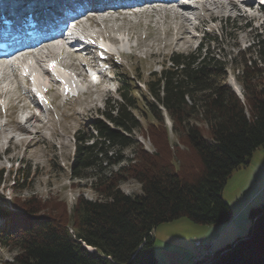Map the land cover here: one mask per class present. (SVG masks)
<instances>
[{
	"label": "trees",
	"instance_id": "obj_1",
	"mask_svg": "<svg viewBox=\"0 0 264 264\" xmlns=\"http://www.w3.org/2000/svg\"><path fill=\"white\" fill-rule=\"evenodd\" d=\"M213 43L217 37L193 52L173 53L160 72L149 74V96H137L135 76L120 80V99L91 121L87 134L76 131L72 173L89 179L98 198L78 197L71 208L35 196L11 198L9 208L0 199V244L15 251L8 264H156L158 225L182 217L202 225L232 220L224 185L264 146V36L248 49L249 58L242 51L235 57L241 60L236 80L243 97L226 82L228 63L211 51ZM136 111L162 125L166 112L172 131L195 153L197 168H176L160 147L150 152L132 138L142 130ZM131 147L137 148L134 158L124 154ZM2 178L0 171V183ZM126 178L140 184L141 194L120 188ZM250 217L248 235L215 251L205 264H264V203L252 207Z\"/></svg>",
	"mask_w": 264,
	"mask_h": 264
},
{
	"label": "rangeland",
	"instance_id": "obj_2",
	"mask_svg": "<svg viewBox=\"0 0 264 264\" xmlns=\"http://www.w3.org/2000/svg\"><path fill=\"white\" fill-rule=\"evenodd\" d=\"M195 3L193 0L192 5ZM236 3L240 9L231 10V5L225 3L227 8L224 12L212 19L201 8L193 12L184 11L191 21L187 26L179 18L177 20L173 13L165 14L161 9L148 11L151 15L132 14L131 11L139 6L126 10V18L119 16L117 20L98 23L94 27L105 39L103 44L117 53L111 64L103 66L104 72L97 75V79H102L100 85L91 87L89 79L81 78L78 85L83 89L82 92H87L80 94V91L79 96L67 100L59 96L62 92L58 84V87L36 97L30 92L27 80L20 81L14 72L10 83L7 86L3 84L4 87L0 89V92L3 89L7 91V94L0 96V124L4 125L5 131L0 134L9 133L20 137V127L23 125L31 132L24 133V141H5L0 138V171L3 172L0 199L4 197L9 208L12 207L11 198L28 199L31 196L50 201V205L55 207L68 203L71 208L78 197L98 198L89 179L74 178L72 173L76 131L84 129L87 134L92 130L91 121L101 117V112L106 111L115 99H120V80L135 76L139 87L137 96H149L145 86L149 74L160 72L173 53L193 52L201 42L207 44L210 38L217 37L218 43H213L210 49L217 54V58H223L228 63L226 82L233 89V82H236L237 90L241 92L239 96L243 97L242 86L236 80L237 75L241 74V60L235 57L242 51L248 52L246 58H249L251 54L248 49L259 35L264 36V5L244 0H236ZM117 39H120V43L115 41ZM120 51H125V54ZM75 62L78 69H83L81 65L86 66L84 62L92 66L96 64V60H90V57ZM260 66L264 70V63ZM61 70L65 71V68ZM70 71L75 75V71ZM135 114L142 124V130L134 131L132 138L150 152H154L156 146L160 147L164 157L173 160L176 168H197L195 153L172 131L173 122L166 112V125L159 123L152 115L144 118L139 111ZM136 149H126L125 156L134 158ZM118 168L119 165L106 169L105 173L117 171ZM120 188L131 195L142 192L140 184L131 178L123 180ZM223 197L234 214L228 224L202 225L182 217L158 225L153 232L156 264H167L170 260L168 253H179L182 263L193 264L197 252L194 244L196 239L205 244H216L214 251H219L220 244L225 248L248 235L252 226L251 208L264 203V146L253 153L247 166L235 170L227 179ZM3 225L4 219L0 216V228ZM240 234L241 237H238ZM14 254L13 249L0 244V264H8Z\"/></svg>",
	"mask_w": 264,
	"mask_h": 264
},
{
	"label": "bare ground",
	"instance_id": "obj_3",
	"mask_svg": "<svg viewBox=\"0 0 264 264\" xmlns=\"http://www.w3.org/2000/svg\"><path fill=\"white\" fill-rule=\"evenodd\" d=\"M178 1L180 0H135L129 8L132 9L139 6L131 11L132 14L135 15H137L138 13L141 15H151V13H148V11H156L158 9H161L165 12V14L173 13V15L177 17L176 19H180V21H182L183 25L185 26H187V24L191 21L190 17L188 15H185L184 11L193 12L194 10H197V8H201L205 13L208 14L209 18L212 19L224 12L225 7L227 8L225 3H228L229 6L231 5V10L240 9L239 5L236 3V0H194L196 2L195 5L186 3V0H183L181 3H179ZM251 3L257 4L256 2ZM125 12L126 10H122L119 7L105 4L101 8H98L96 10V14L94 18L91 19V22H93L92 24L99 25L98 23L100 22L105 23L106 21L117 20L119 16H123V18H126L125 16H127L128 13ZM205 21L206 20H203V22ZM81 33L84 37L91 36L94 40H97L101 36L98 33L92 34L88 32L86 28H83V31H81ZM116 42L120 43V39H117ZM88 47L91 54L95 52L96 48L91 44L83 49L76 50L75 46L71 45V43H69L68 41H65L62 35H57L56 37L43 41L38 45H31L26 49L17 50L9 56L0 58V83H3L5 86H7L10 83V79L12 78L11 73L13 74L15 72V74L18 75L17 73L20 72L21 74H23V79L27 81L31 80L33 92L36 97H38L40 93H43L44 91L53 89L56 84L60 86L62 92L61 94L69 96H79V92H82L83 89H80V85H78L79 83L76 80V76H83L81 73L85 72L86 66L81 65L83 69H78L81 72L79 74L75 73V75H73L69 72L71 69L77 68V63L75 62V60L85 58L81 53L82 51L84 52V50H87ZM104 50L110 53V59H113V57L117 53L116 51L108 47L104 48ZM122 53L125 54V51H123ZM10 57L13 58V63L5 61ZM98 60L101 59L97 57V61ZM66 62H69V64H66ZM47 64L48 66H46ZM61 66L67 67L68 69H65V71L67 72L59 69V67ZM6 72H8V76L6 75ZM101 72L102 71H100V73ZM51 76H53L54 80L51 78ZM25 77L28 79H26ZM85 78L89 79L87 74L85 75ZM236 85V82H233V87L235 89H238ZM2 88L3 87L0 86V89ZM3 90L1 91L2 94H7V91L5 92ZM86 92L83 91L82 94ZM27 119L28 118H26V121ZM18 122L22 125L20 119ZM25 128L24 125L20 127L22 135L20 137L10 135L9 133H3V135L0 134V138L5 141H24L26 140V136L24 135V133L27 134L31 132L30 130ZM0 132H5L3 124H0ZM88 248L91 251H95V249L91 246H89ZM212 256L213 255H211L209 258H211Z\"/></svg>",
	"mask_w": 264,
	"mask_h": 264
},
{
	"label": "built area",
	"instance_id": "obj_4",
	"mask_svg": "<svg viewBox=\"0 0 264 264\" xmlns=\"http://www.w3.org/2000/svg\"><path fill=\"white\" fill-rule=\"evenodd\" d=\"M194 244L197 249V252L193 259V264H205L206 261L209 260V257L211 255H215V251L213 249L212 244H205L198 239L195 240Z\"/></svg>",
	"mask_w": 264,
	"mask_h": 264
},
{
	"label": "crops",
	"instance_id": "obj_5",
	"mask_svg": "<svg viewBox=\"0 0 264 264\" xmlns=\"http://www.w3.org/2000/svg\"><path fill=\"white\" fill-rule=\"evenodd\" d=\"M245 206H247V204L245 205ZM243 210V209H242ZM241 210V211H242ZM246 210V208L243 210V211H245ZM238 214V213H237ZM233 216H234V214H233ZM238 237H241V234L238 236ZM220 241V240H219ZM219 241H218V243L217 244H219ZM213 245V249H215V247L217 246L216 244L214 245V244H212ZM223 247V244H220L219 245V249L221 250V249H223L222 248ZM175 254V255H174ZM168 259H170L169 261H168V263L167 264H186L185 262H183L182 263V259L180 260V258H181V254H179V253H168ZM170 257V258H169Z\"/></svg>",
	"mask_w": 264,
	"mask_h": 264
},
{
	"label": "water",
	"instance_id": "obj_6",
	"mask_svg": "<svg viewBox=\"0 0 264 264\" xmlns=\"http://www.w3.org/2000/svg\"><path fill=\"white\" fill-rule=\"evenodd\" d=\"M234 90L237 92L238 95H241V94H240V93H241L240 91H238V90L235 89V88H234ZM85 247H87V246L85 245Z\"/></svg>",
	"mask_w": 264,
	"mask_h": 264
},
{
	"label": "snow or ice",
	"instance_id": "obj_7",
	"mask_svg": "<svg viewBox=\"0 0 264 264\" xmlns=\"http://www.w3.org/2000/svg\"><path fill=\"white\" fill-rule=\"evenodd\" d=\"M54 66V65H53Z\"/></svg>",
	"mask_w": 264,
	"mask_h": 264
}]
</instances>
